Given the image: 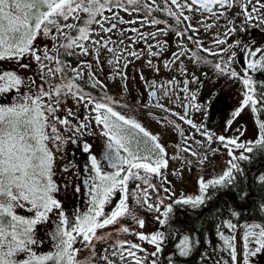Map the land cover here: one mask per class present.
<instances>
[{
	"label": "snow or ice",
	"instance_id": "6c2138e0",
	"mask_svg": "<svg viewBox=\"0 0 264 264\" xmlns=\"http://www.w3.org/2000/svg\"><path fill=\"white\" fill-rule=\"evenodd\" d=\"M121 13L133 18L125 20ZM255 33L264 35V0H0V264H161L162 256L165 264H178L179 258L191 256L201 245L199 238L183 235L175 252L165 254L167 235L159 229L140 231L145 220L137 215V207L156 213L160 226L170 225L174 204L204 205L212 198L210 190L234 184L243 171L240 162L249 161L255 150L264 151V119H257L255 139L242 140L246 129H237L235 137L217 136L194 123L187 111H199L201 105L194 103L197 96L189 87L198 84L199 77L189 73L184 58L208 64V56L218 58L214 67L221 74L244 85L233 118L245 108L264 111V80L256 75L264 74V41L258 42ZM40 37L51 45L41 46ZM103 54L111 55L107 63L113 68V79L127 80L126 69L140 60L157 74L161 65L175 73L163 84L140 74L149 97L155 98L151 106L189 125L207 143L185 135L167 117L160 123L179 129L180 150L197 158L199 165L208 160V151H220L210 148L217 141L228 156L220 175L199 178L197 195L181 193L173 199L175 193L163 187L170 183L163 171L169 159L180 157H169L160 136L129 114L149 108L148 104L129 106L107 95V85L99 76ZM67 57H77L75 64ZM238 57L243 60L240 71L233 67ZM8 63L31 75L5 69ZM177 88L187 95H179ZM184 99L188 104H181L183 114L169 106ZM69 100L83 108V118L68 106ZM94 128L105 138L104 160L112 170H105L90 143L82 144L89 173L83 180L87 199L85 210L76 209L70 216L58 198L62 187L55 179L56 152L68 141L77 144L79 137L93 135ZM192 162L184 159L186 164ZM153 177L161 183H153ZM258 180L264 184V174ZM130 183L134 184L131 190ZM161 188L170 195H159ZM149 190L157 193L155 202ZM74 191L80 193L81 187ZM115 194L119 196L113 204ZM108 205L110 211L105 210ZM260 210L264 211V204ZM225 214L230 218L217 224L215 232L222 244L209 240L211 251L199 253L201 264H254L253 258L264 255V222L240 225L232 219L238 220L237 210ZM45 224L52 227L40 237L39 226ZM241 229L238 248L236 234ZM129 235L137 242L127 239ZM46 240L50 241L47 251L43 250ZM145 243L153 250L149 252Z\"/></svg>",
	"mask_w": 264,
	"mask_h": 264
},
{
	"label": "flooded vegetation",
	"instance_id": "af4514ba",
	"mask_svg": "<svg viewBox=\"0 0 264 264\" xmlns=\"http://www.w3.org/2000/svg\"><path fill=\"white\" fill-rule=\"evenodd\" d=\"M169 22L171 23V20H169ZM254 35L256 36V39L258 42L264 41V35H261L259 33H255ZM208 57L211 59L212 62H215V63L218 60V58H213L211 56H208ZM102 58H107V60H108L111 58V56H110V54H103L101 56V59ZM184 60L192 61V60L187 59V58H184ZM106 63H107V61H106ZM242 64H243V60L238 57V60H237V62H235L233 64V67L237 71H240ZM4 66H6V64H4L3 67ZM203 66L204 65L202 62L199 63V65L196 64L193 66V70L189 71V73H194L195 75H197V70H201L203 68ZM109 72H110V70H105L104 73H107V74L103 77L106 79L105 81L104 80L103 81L107 85V88H106L107 94H110L113 96L115 93H117V92L119 93L121 88H127L128 92L124 95L126 98L138 99V96L143 95L144 96L143 101H145V99H147L148 102H153V103H155V98L149 97L148 90H146L145 83L143 80L140 79V74L143 73L145 78H147L149 80H153V79L157 80L160 84L165 83L167 81V79H169V77H170V75H164V76L158 78V76H160V75L154 74V73H152V74L149 73L148 68L145 67L144 69H136L135 66H133L131 70L127 71V80H122L120 78L113 79V78H111L112 73L109 74ZM179 78L180 77L178 76V79ZM199 83L198 84L193 83V84L189 85L190 89L196 93V96L198 95V92L204 93V95L219 92V93H223L225 102H229L227 95H229L230 93H233L234 89L236 87H240L242 90H244V85L238 79L231 78L227 74H221L217 69H215V67H211L208 70L206 79H199ZM121 84H123V85H121ZM173 87H176V86H173ZM152 90L156 91V89H152ZM176 90H177V93L181 96L187 95L184 93H179L178 88ZM160 95H161V93L159 91H157V96H160ZM173 99L175 100V96H173ZM206 99H207V97L198 98V96H197L196 101H194V103L201 105V109L199 111H196L195 109H187L189 116L191 119H193L194 123L197 124V122H200V123L204 122V124H205L204 127H206V129H208L210 132H214L217 136L225 135L227 137H235V136L239 135V134H235V131L239 127H241L244 124V122L241 120L240 115L233 118V113L238 109V107L240 105L238 106V103H231V105L228 107L227 111H225L222 114H220L219 116H217L218 111H216V110L208 112L207 105L209 102L207 103ZM234 99H236V98H230V101L233 102ZM242 100L243 99H241V101ZM140 101H142V99H140ZM181 104H184V105L188 104V100L187 99L176 100L175 104H169V105H171L172 108L174 110H176L177 112L183 114V112L185 111V108L181 107ZM68 106L72 107L73 110L77 111V114L81 118H83L84 111H83L82 107L78 109L77 106L71 100L68 101ZM136 112H134V113H136ZM60 115H63V112ZM134 116L146 128L148 127V122H149L150 118L153 117L152 115H146V114L143 115L142 113H139V112L137 115H134ZM171 117L176 122V124L179 125L180 129H182L183 124L180 121H178L176 117H173V116H171ZM171 117H170V119H171ZM230 119L233 122H232L231 126L229 127L227 125V121ZM164 124H166V122ZM158 125H159V123H158ZM169 125L170 124H168V125L166 124V126L170 127ZM172 127H174V126H172ZM177 130H178L177 133L180 134L179 129H177ZM93 131H94L93 135H85V136L79 137L77 139V144H73V143H71V141H68L67 143L63 144L64 146H62L61 150H60L62 152V156L60 155V157L68 163V166L66 168L69 169L70 166H72V168H73V176H71V177L67 176L66 179H64L61 183H59L62 187V191H61V193L58 194V198L63 202L65 211L70 216L73 214V212L76 209H80L81 211L85 210V201L87 199V197L85 195L86 185L83 184V180L88 177L89 173L85 170V164L87 163V154L81 150L82 144L85 141L90 143L92 145V152L95 155H97L98 160H100L104 164L105 170L106 171L112 170V169L108 168L107 162L104 160V153L107 151L106 144H105V138L99 134L98 129L94 128ZM185 132H186V135L195 137L193 129L189 125H187L186 131H184V133ZM64 135L67 137L70 134L64 133ZM241 139L242 140H251L249 137H245V133H244V136L241 137ZM203 141L205 143H207L205 138L203 139ZM211 146L220 149L219 155H218V152L213 153V154H215L214 160H217V158H223L225 163H227V160H228L227 152L223 149L222 145L217 141V142H214V145H211ZM64 150H66L67 153H64ZM185 157L188 159H191L193 161L192 164H189V166L194 167L196 165V161H194V158L189 157L187 155ZM211 158L212 157L208 156V160ZM176 169H177V167H176ZM182 169H183L182 174H184L186 169L188 170V166L182 165ZM177 170H179V168ZM176 174L177 173L173 172L172 176L175 177ZM182 174L179 175L180 178L182 177ZM62 178H63V176H62ZM166 178H167V181H170V183H166V187H167V185H170L172 187V189H175V186L172 185L174 183V181L173 180L171 181L170 178H168V177H166ZM70 179H71V181H70ZM208 179H210V178H208ZM76 186L81 187L80 193H75L74 189ZM133 186H134V184L130 183V185H129L130 190L133 188ZM118 196H119V194L114 195L113 204L116 202ZM151 196H152L153 202H155V200H156L155 194L153 193ZM165 202H168V200L166 199ZM130 203L135 205V200L132 199L130 201ZM111 208H112V205H108V206H106L105 210L110 211ZM137 209H138L137 214L145 220V228L141 229L140 231H143L145 233L150 232L149 224L147 223L145 216L154 218L156 215L153 212L150 214L143 213L139 207H137ZM150 224H152L154 226V222H152ZM51 227H52V225H50V224H45V225L39 226V229H38L39 236L44 237L47 230ZM49 248H50V241L46 240L44 247H43V250L47 251V250H49Z\"/></svg>",
	"mask_w": 264,
	"mask_h": 264
},
{
	"label": "rangeland",
	"instance_id": "374dc122",
	"mask_svg": "<svg viewBox=\"0 0 264 264\" xmlns=\"http://www.w3.org/2000/svg\"><path fill=\"white\" fill-rule=\"evenodd\" d=\"M121 15L124 16L125 20L128 19H132L133 17L129 16L128 14L125 13H121ZM95 27V26H94ZM123 27L127 28L129 27V25H123ZM145 31L148 30H152L149 28L144 29ZM169 43H172L173 37L169 36L168 37ZM38 43L41 44V46H43V44L47 43L49 44V46L51 45V41H48L46 38L44 37H40L38 39ZM174 48V45H173ZM111 56V55H110ZM209 61H211V59L209 57H207ZM67 59L69 61H71L73 64H75L77 57H67ZM79 59H88L91 60V57H80ZM107 58H102L101 59V63H102V70L99 72V76L102 80H106L105 78H103L107 73H104L105 70H110V73H113V68L112 66H110L109 64L106 63ZM133 64V65H132ZM129 65V67L126 69V72L131 70L133 66L136 67V69H144L145 68V63L143 60L140 61H135L134 63H132ZM199 65L198 62H194L189 61V60H184V65L185 67L188 69V71H192L193 70V66L194 65ZM215 62L208 63V64H204L203 68L201 70H197V77H199V79H206L207 77V73L208 70L211 67H214ZM207 66V67H206ZM5 69H16L20 72L21 75L27 77L29 75H31L30 72L25 71V70H19L17 69V66L15 64L12 63H8V66H4ZM147 68V67H146ZM104 69V70H103ZM149 73H154L157 74L151 70H149ZM175 73H169L168 69L163 68V66L161 65V71L158 75V78L164 76V75H173ZM109 78V77H108ZM107 78V79H108ZM200 84V83H199ZM123 85V84H121ZM138 90V89H137ZM106 91V89H105ZM128 92L127 88H121L120 92L115 93L113 96L110 94H107L109 96H112L114 99L121 101V103H127L129 106H136L139 103L141 104H148L149 108H138L136 111V113L131 112L129 114L131 115H137L138 112L142 113L143 115H149V112H151L152 116L148 122V127L147 129L149 131H151L153 134H157L160 136L161 138V142L165 145L169 157H173V156H177L180 157L179 159H169V166L167 169L163 170L165 172L166 177L170 178V180L174 181V183L172 185L175 186V189H172V187L170 185H167V188H170L172 192L175 193V196L173 197V199H178L181 196V193H183L186 196H194L198 194V180L200 177H204L205 179L208 178H213L216 177L218 175L221 174L222 169L226 166L225 161L223 160V158H217V160H214V155L213 152L208 151L207 155L212 157L211 159L205 161V163L203 165H199L197 163V158H194V161H196V165L194 167L189 166V164L184 163V159L186 158L185 156L187 155L186 153L182 152L180 149H182L183 147V137H181V135L179 133H177V128L176 127H172L173 125H169L170 127L166 126V124H162L160 123L161 120H164L165 117H167V119H170L171 114L170 113H164L162 112L160 109L152 107L151 105L154 104L153 102H148L147 99H145V101H143V95L138 96V99H129L126 98L124 95ZM139 92V91H138ZM243 93L244 90H242L240 87H236L234 89L233 93H230L228 96L229 102H225L224 101V96L223 93H211V94H207L204 95V93L198 92V98H202V97H207L206 102L208 103L207 108H208V112L211 111H218V115L222 114L223 112L227 111L228 107L231 105V103H238V106H241V99H243ZM98 94V90L93 91V95H97ZM99 94H103V93H99ZM230 98H236L234 99L233 102L230 101ZM140 99H142V101H140ZM209 99V100H208ZM7 102V101H5ZM170 107H172L171 105H169ZM240 106L238 107V109L240 108ZM173 109V108H172ZM174 110V109H173ZM206 110V109H205ZM121 111H127V109H121ZM176 111V110H174ZM177 112V111H176ZM62 113V112H61ZM61 113H58V115H60ZM133 113V114H132ZM240 118L241 120L244 122V124L239 127L238 129L240 130H245V137H249L251 140L255 139L258 133V127H257V121L256 118L253 114V111L251 108H245L241 114H240ZM171 119L173 120V118L171 117ZM178 120V119H177ZM179 121V120H178ZM181 122V121H180ZM159 123V125H158ZM183 124L182 129L183 131H186V127L187 124L181 122ZM168 125V124H167ZM197 125H205L204 122L200 123L197 122ZM194 135H195V139L196 140H201L203 141L204 137H202L198 132H196L193 129ZM235 134H239L237 132V130L235 131ZM186 135V132H185ZM191 142V141H189ZM211 145H214V143H212ZM210 145V148H215L213 146ZM64 146V145H62ZM61 146V147H62ZM179 146V149H178ZM49 147H52V145L50 144ZM193 147L197 150H200V146L199 145H195L193 144ZM64 153H67L66 150H64ZM220 153L218 152V155ZM60 155L62 156V152L58 151V153L56 152V176L55 179L58 183H61L64 179H66L67 176H73V168L72 166H70V168L68 169L67 172L63 171L64 168H66L68 166V163L63 160ZM222 155V154H221ZM188 159V158H187ZM179 165V166H178ZM182 165H187L188 166V170L186 169V171L184 172V174H182L183 169H182ZM179 168V170L176 169ZM175 172L177 173L176 176H172V173ZM75 174V173H74ZM182 174V177L180 178L179 175ZM63 176V178H62ZM176 180V181H175ZM71 181V179H70ZM153 183L159 185L161 183V179L158 177H153ZM163 187H166V183L163 184ZM156 194L155 192H152L151 190H149V194ZM159 195L164 196V197H168L170 195V193H165L163 192V188H161L159 190ZM168 200V199H167ZM171 201V200H170ZM169 202V200H168ZM141 211L143 213L146 214H150L152 212L147 211L144 208H140ZM138 210V209H137ZM21 214H25L23 213V210H21ZM138 215V214H137ZM145 219L147 220V223L149 224V230H151L153 227L152 222H154V218L152 217H146ZM125 223H127L130 227H132L133 229H136V225L134 223H132L130 220H125ZM252 222V221H249ZM256 222H262V221H256ZM243 225V224H242ZM141 230V229H140ZM155 231V228H154ZM226 234L227 231H226ZM237 241H238V248L240 247V236L242 235V229L238 230L237 232ZM121 238H124L123 235L121 236ZM127 239H131L134 242L136 241V238L134 236H127ZM218 238V239H217ZM217 238L213 239L212 241L217 245V244H222V242L219 240V237L217 236ZM143 243V242H141ZM143 246L145 248L148 249V251H152L153 248L150 245H147L146 243L143 244ZM225 259H227L228 257L225 256ZM254 259V264H264V255L258 256Z\"/></svg>",
	"mask_w": 264,
	"mask_h": 264
},
{
	"label": "trees",
	"instance_id": "16d2710c",
	"mask_svg": "<svg viewBox=\"0 0 264 264\" xmlns=\"http://www.w3.org/2000/svg\"><path fill=\"white\" fill-rule=\"evenodd\" d=\"M256 75L258 79L264 80V74ZM254 116L256 121L264 119V111L254 112ZM240 163L243 171L237 174L233 185L210 190L211 200L198 208L174 204L170 225L160 226L155 222L156 229L164 231L168 237L164 247L165 254L175 252V245L183 235L194 236L201 240V245L194 249L191 256L179 258L178 264H201L199 253L205 250L211 251L208 241L217 238L216 225L230 218L225 214L228 209L239 212L238 220L232 219L240 225L249 221L264 222V211L260 210V206L264 204V184L258 180V176L264 174V151L255 150L249 161ZM223 256L227 254L224 253ZM161 264H165L164 256L161 257Z\"/></svg>",
	"mask_w": 264,
	"mask_h": 264
}]
</instances>
